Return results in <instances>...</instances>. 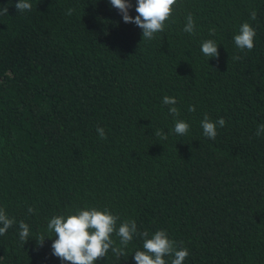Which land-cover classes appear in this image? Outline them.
Listing matches in <instances>:
<instances>
[{
    "label": "trees",
    "instance_id": "trees-1",
    "mask_svg": "<svg viewBox=\"0 0 264 264\" xmlns=\"http://www.w3.org/2000/svg\"><path fill=\"white\" fill-rule=\"evenodd\" d=\"M16 2L0 0L8 7L0 15V208L15 220L0 236V264H62L51 252L55 236L35 238L51 235L53 216L85 208L107 209L117 228L134 220L149 238L165 230L188 250L184 264H264V134L255 135L264 123V0H177L151 41L109 0H30L24 13ZM188 14L194 34L183 31ZM244 22L256 32L251 51L233 40ZM209 39L218 58L201 52ZM205 115L226 121L215 140L203 135ZM177 119L189 124L186 136L154 135ZM20 221L30 228L24 245ZM142 246L134 235L123 256L110 251L96 264H136Z\"/></svg>",
    "mask_w": 264,
    "mask_h": 264
},
{
    "label": "clouds",
    "instance_id": "clouds-1",
    "mask_svg": "<svg viewBox=\"0 0 264 264\" xmlns=\"http://www.w3.org/2000/svg\"><path fill=\"white\" fill-rule=\"evenodd\" d=\"M109 3L121 14L125 23H133L142 30V41H151L155 38L156 33L164 31L165 22L171 17L177 0H136L135 12L137 14L134 17L129 14V10L133 7L130 0H109ZM14 7L18 12L24 13L31 11L32 3L30 0H17ZM73 11L74 9L69 8L66 14L72 15ZM7 14V6L0 9V15ZM256 15L253 10L250 18L255 20ZM183 31L188 34L195 32V21L191 14L186 17ZM209 32L210 35L215 34V29L212 28ZM255 35V29L249 23L244 22L233 37L234 44L241 51H251L254 47ZM201 52L208 58H218V44L211 39L205 40L201 44ZM232 58L241 59L240 56ZM162 103L169 106L170 115L179 116V110L175 106V97L166 95L163 97ZM195 110L194 105L188 108L189 112ZM225 124L226 121L222 117L213 122L205 115L201 121L203 135L215 140L217 125L224 127ZM189 128L186 121L177 119L174 127L168 132L157 129L154 130V135L160 140H167L169 134L184 137L188 134ZM96 132L100 139L107 138L103 127L97 126ZM262 134H264V123L259 124L255 132L256 136ZM34 211L35 209L29 206L28 212L31 214ZM118 219L107 209H77L74 214L53 216L47 223V231L51 235L41 234L35 239L38 245H42L46 237L55 236L51 244V252L53 256L61 260L62 264H96V261L103 259L110 251L116 257L123 256L125 248L133 240V236L139 235L143 238V250L134 252L133 258L136 264H167L165 256L172 257L171 264H184L189 255L188 250L171 240L165 230H158L149 238L147 231H138L134 220H125L117 228ZM14 223L15 220L9 218L4 209L0 208V236L4 235ZM113 234L119 237V246H116L112 239ZM29 237V225L20 221L19 239L23 245Z\"/></svg>",
    "mask_w": 264,
    "mask_h": 264
}]
</instances>
